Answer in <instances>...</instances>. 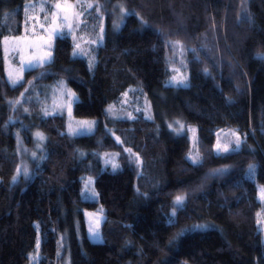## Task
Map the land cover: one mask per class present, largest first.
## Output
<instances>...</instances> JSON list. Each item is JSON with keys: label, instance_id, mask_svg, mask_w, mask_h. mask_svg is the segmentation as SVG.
<instances>
[{"label": "trees", "instance_id": "1", "mask_svg": "<svg viewBox=\"0 0 264 264\" xmlns=\"http://www.w3.org/2000/svg\"><path fill=\"white\" fill-rule=\"evenodd\" d=\"M28 1L37 0H0V264H32L38 235L54 264L66 248L70 264H264V0H91L130 13L115 29L105 11L94 67L61 34L51 62L11 84L2 40L22 34ZM179 67L186 87L168 83ZM61 80L77 97L73 116L95 120L92 133L68 134L64 114L42 117L27 98ZM131 88L149 117H110ZM174 119L196 128L199 163L188 159L189 135L168 129ZM15 130L27 145L32 130L46 138L24 179ZM232 131L240 147L216 153L217 137ZM102 155L118 167H105ZM84 178L93 179L94 198L83 195ZM178 195L184 204L169 223ZM96 210L101 242L85 228L84 212ZM197 225L207 227L188 229Z\"/></svg>", "mask_w": 264, "mask_h": 264}, {"label": "rangeland", "instance_id": "2", "mask_svg": "<svg viewBox=\"0 0 264 264\" xmlns=\"http://www.w3.org/2000/svg\"><path fill=\"white\" fill-rule=\"evenodd\" d=\"M57 3H63L68 5H77L75 8L69 9L67 12H59V15L62 17L67 15L69 19L67 21H56V23H63L64 27L62 30V34H66L73 39L74 48L76 44L81 45L82 51L75 55L76 57H83L87 61V65L89 69H92L95 64V54L94 48L101 43H92V41H98L101 36V27H103V31L106 24V10L110 12L112 15L113 23L115 29H118L116 25H121L122 20L124 18L121 9L124 6L119 2H114L108 5V2L104 3H96L91 0H58L54 2L50 7L48 2L45 0H37V1H28L24 6V20H23V32L18 36H7L2 40V47L5 58V74L8 81L11 84H16L24 78V73L27 69L22 62L28 61L30 58L34 56H43L46 52L51 51L53 48L54 37L50 43L52 44L51 48L46 46V42L48 41V37L50 36L53 27L55 26L53 23L52 13L58 12L55 8ZM92 3L93 5H99V8L89 9L87 14L80 16L79 20L83 21L81 26L77 27L76 22L73 19L74 14H79L82 9L80 5L86 6L87 4ZM126 11V10H125ZM47 18V19H46ZM69 25H72L71 29H69ZM103 34V33H102ZM43 38V39H41ZM104 39V38H103ZM74 51V50H73ZM73 55V52H72ZM74 56V55H73ZM173 76L176 77H185V83H187V71L183 67H179L175 69V73L169 78L168 83L171 81ZM19 78V79H17ZM13 80H16V83H13ZM61 82H63V87H61ZM74 93L69 87L66 86L63 80L49 85H36L33 90V94L28 95V99H33L40 106L42 117L56 115V114H64L66 117V131L68 134L73 135L69 132V129H77L82 124L87 122L91 124V132L94 130L95 120L94 119H84V118H76L72 114V107L74 102L69 98L68 92ZM75 94V93H74ZM76 97V95H75ZM77 98V97H76ZM77 100V99H76ZM23 99L20 97L19 99L14 100V104H21ZM11 105V104H10ZM47 111L48 115H45ZM108 114L112 118H136L139 115H142L146 118L149 117V109L148 105L140 93L139 90L131 88L125 91L119 101L116 104L111 105L108 108ZM17 119L14 118L15 122ZM169 125H172L170 128ZM181 125H183V129L181 130ZM167 127L173 135H181L187 133L191 140V148L188 154V159L191 161V157L196 155L197 153L193 152V146L195 144V134L196 128L193 126H187L184 122L174 119L167 122ZM41 133L44 137L41 140L36 134ZM239 135L237 131L226 132V137L224 135H219L216 140V144L219 142L221 145L227 143L230 148H236L235 139L236 136ZM15 141H16V151L20 156V169L21 172L17 175V178H28L31 175L30 164L32 162H39L42 158L45 151V135L38 130H32L31 138L32 144L27 145L24 143L23 139L19 135L18 131L15 130L13 132ZM85 134H89L86 132ZM241 139V137H240ZM242 141V139H241ZM33 153H35V157H33ZM217 153V151H216ZM103 156V164L105 167L113 168V164L118 165L115 156L107 155ZM192 162V161H191ZM27 166L29 169V174L25 176L22 172V168ZM91 180V183L88 181ZM87 186V187H86ZM95 193L93 188V179L84 178L83 179V189L82 193L85 197L93 198L92 193ZM264 186L258 185V199L264 204ZM100 219L101 223L99 226V235L100 239L96 240L93 238L92 234L89 232L90 227L95 226V222ZM104 218L100 212L95 211H86L84 212V221L85 228L88 238L93 242H101L102 237L100 233V227ZM259 227L263 230L264 233V215L259 217ZM196 227H190L188 229H195ZM61 238V243H62ZM63 246V243H62ZM64 247L66 245L64 244ZM60 252V251H59ZM58 252V253H59ZM32 264H54L49 259H45L42 254V244L37 236L35 252L32 257ZM61 264H70V255L69 251L66 248V251L61 259Z\"/></svg>", "mask_w": 264, "mask_h": 264}, {"label": "snow or ice", "instance_id": "3", "mask_svg": "<svg viewBox=\"0 0 264 264\" xmlns=\"http://www.w3.org/2000/svg\"><path fill=\"white\" fill-rule=\"evenodd\" d=\"M77 5H68V4H63V3H57L55 5V8L57 10H59L58 12H54L52 13V17H53V23H54V27L52 29V32L50 34V36L48 37V41L46 42V46L48 48H51L52 47V44L50 43V41L54 38V37H59L61 36L62 34V30H63V27H64V24L63 23H56V21H67L69 19V17L67 15H64V16H60L59 15V12H67L69 9H72V8H75ZM82 11L79 13V14H74L73 16V19L76 22V26L79 27L81 26V24L83 23V21L79 20V17L80 16H83L85 14H87L88 10L89 9H92V8H99V5H93L92 3H89L87 4L86 6H83V5H80ZM121 12L123 14V16H127L129 15L130 13L125 11L123 8L121 9ZM47 19V18H46ZM69 29H71L72 25H69L68 26ZM117 28L120 27V25H116ZM103 27H101V36L99 37L98 41H92V43H102L103 42ZM43 39V38H41ZM178 43V42H177ZM82 51L81 49V45L80 44H76L75 48H74V51H73V55H78L80 52ZM261 58H264V57H261ZM51 59H52V52L51 51H48L46 52L43 56H34L32 58H30L28 61L26 62H22V64L27 68V69H34L35 67H42L44 65H47L51 62ZM205 72H207V69H205ZM19 79V78H17ZM185 80L186 78L185 77H176V76H173L171 78V81L169 82L171 86H177V87H186V83H185ZM13 83H16V80H13ZM61 87H63V82H61ZM68 96L69 98L75 102L76 101V97H75V94L74 93H71L70 91L68 92ZM45 115H48L47 111L45 112ZM169 127L171 128L172 125H169ZM183 129V125H181V130ZM69 132L73 135H82V134H85L86 132L90 133L91 132V124H88L87 122H85L84 124H82L79 128L77 129H72L70 128L69 129ZM41 140L44 139L43 135L41 133H37L36 134ZM233 135L236 136V139H235V146L236 148L233 149V148H230L229 144L225 143L223 145H221L219 142L216 144L215 148H216V151L217 153H227V152H230V151H234L236 149H238L241 145V139L238 135H236L235 133H233ZM127 151H130V150H127ZM33 157H35V153H33ZM191 161L193 164H197L200 162V157H199V153H197L196 155L192 156L191 157ZM137 162H139V157H137ZM118 165L116 164H113V168H117ZM223 171V170H221ZM254 171V166H250L249 167V176L252 175V172ZM21 172V169L18 167L17 169V174L19 175ZM22 172L25 176H27L29 174V169L27 166H24L22 168ZM14 180L16 179V177L13 178ZM88 183H91V180L88 181ZM87 187V186H86ZM92 197L94 198L95 196V193L93 192L92 194ZM262 195H264V193H262ZM184 200H185V197L183 195H178L176 198H175V201H174V206H173V212L170 214L169 216V223H172L173 222V218L175 217L176 215V212L178 210H180L182 207H183V204H184ZM100 223H101V220L98 219L96 222H95V226L94 227H90L89 228V232L92 234L93 238L96 239V240H99L100 239V235H99V226H100ZM196 228H206L207 226L206 225H197L195 226Z\"/></svg>", "mask_w": 264, "mask_h": 264}, {"label": "bare ground", "instance_id": "4", "mask_svg": "<svg viewBox=\"0 0 264 264\" xmlns=\"http://www.w3.org/2000/svg\"><path fill=\"white\" fill-rule=\"evenodd\" d=\"M97 211V210H96ZM98 212V211H97ZM61 233V232H60Z\"/></svg>", "mask_w": 264, "mask_h": 264}, {"label": "crops", "instance_id": "5", "mask_svg": "<svg viewBox=\"0 0 264 264\" xmlns=\"http://www.w3.org/2000/svg\"><path fill=\"white\" fill-rule=\"evenodd\" d=\"M103 216V215H102Z\"/></svg>", "mask_w": 264, "mask_h": 264}]
</instances>
